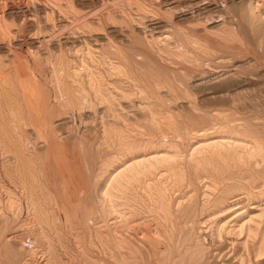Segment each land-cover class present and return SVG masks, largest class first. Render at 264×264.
Here are the masks:
<instances>
[{
	"label": "rangeland",
	"instance_id": "374dc122",
	"mask_svg": "<svg viewBox=\"0 0 264 264\" xmlns=\"http://www.w3.org/2000/svg\"><path fill=\"white\" fill-rule=\"evenodd\" d=\"M255 1L0 0V264H264Z\"/></svg>",
	"mask_w": 264,
	"mask_h": 264
},
{
	"label": "bare ground",
	"instance_id": "6f19581e",
	"mask_svg": "<svg viewBox=\"0 0 264 264\" xmlns=\"http://www.w3.org/2000/svg\"><path fill=\"white\" fill-rule=\"evenodd\" d=\"M225 2V1H224ZM259 3H262V2H260L259 0H256L255 1V4L256 5H258ZM170 136H171V134H170ZM173 137V136H172ZM242 152V151H241ZM6 203V202H5ZM8 209H10V208H8ZM1 210V209H0ZM1 212V211H0ZM2 212H3V210H2ZM2 215V214H1ZM3 218V217H2ZM3 221V220H2ZM7 237H8V235H7Z\"/></svg>",
	"mask_w": 264,
	"mask_h": 264
}]
</instances>
